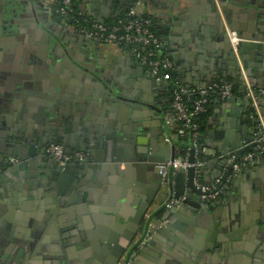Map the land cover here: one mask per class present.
I'll use <instances>...</instances> for the list:
<instances>
[{"label": "crops", "instance_id": "crops-1", "mask_svg": "<svg viewBox=\"0 0 264 264\" xmlns=\"http://www.w3.org/2000/svg\"><path fill=\"white\" fill-rule=\"evenodd\" d=\"M52 1L24 0L28 14L35 9L38 26L26 11L33 25L20 28L19 33L16 25L26 19L21 9L8 16L13 23L11 33L0 30V74L30 83L18 104L24 112L4 109L8 122L4 119L0 132L19 133L27 142H17L26 146L42 144L47 134L43 120L49 119L45 113L59 108L63 114L55 126L71 142L85 128L116 131L123 138L121 130L129 122L142 125L139 133L153 140L154 156L160 158L165 147L170 159L176 156L180 142L169 84L156 83L128 46L83 36L82 46L87 48L78 50L76 39L82 34L54 16ZM74 1L94 22L113 21L133 8L149 18L162 54L185 87L200 90L226 81L240 85L225 99L214 95L200 122L199 180L204 184L223 180L227 195L208 204V210L190 199L194 206L185 204L171 215L163 211L157 217L166 190L156 191L153 174L141 164L105 162L104 168H95L96 163L88 161L86 168H79L80 164L72 163L73 171L55 181L49 177V166L37 162L19 176L9 174L0 182V264H115L129 256L147 231L150 235L133 264H195L196 260L197 264H264V155L256 156L241 172L228 175L229 158L235 154L230 151L223 157L217 151L239 134L240 120L253 119L242 77L236 79L240 65L251 86L260 90L257 105L264 121V49L237 52L236 59L232 58L224 32L228 26L245 38H264V0ZM12 5L10 0H0V24L3 6L12 9ZM70 63L82 72H73ZM117 87L119 92L147 97L155 109L144 117L127 116L126 108L111 105L107 99L105 92ZM228 98L233 100L226 102ZM38 111L36 121L29 117ZM256 127L250 122L248 136L253 142L245 151L259 144ZM242 143L246 146V141ZM71 150L75 156L77 151ZM97 151L102 150L87 149L93 155ZM110 164L118 165V170L109 168ZM154 172L158 174L157 168ZM144 203L150 206L139 221L138 209ZM200 251L204 255L196 258L194 252Z\"/></svg>", "mask_w": 264, "mask_h": 264}, {"label": "water", "instance_id": "water-1", "mask_svg": "<svg viewBox=\"0 0 264 264\" xmlns=\"http://www.w3.org/2000/svg\"><path fill=\"white\" fill-rule=\"evenodd\" d=\"M24 6H26V3L24 0H20ZM128 8H125V12ZM82 13V12H81ZM83 14V13H82ZM98 23H102L101 21H96ZM28 23H31L30 21ZM33 25V24H31ZM39 32L42 33L41 29H38ZM234 31V30H232ZM30 32V31H29ZM235 32V31H234ZM236 36L239 38H243L245 40L250 41H241L237 44L235 47L236 53L239 52L241 55L246 54L247 51L250 49H264V38H245L240 36L235 32ZM46 35L43 33V36ZM225 42L229 44L228 38L226 36ZM83 43V35H79V37L76 39V44L78 46V50H82L84 46H82ZM230 45V44H229ZM87 48V46H85ZM84 47V48H85ZM58 49V48H57ZM56 49V50H57ZM162 49V47H161ZM230 50L231 46H230ZM56 53H59L56 51ZM67 53V52H65ZM236 54L232 51L231 57H235ZM49 58H54L52 54H48ZM61 64L64 63L63 60H60ZM68 63V62H67ZM237 64V62H236ZM70 68H72L73 72L77 73L79 70L76 66L74 67L73 64L70 63ZM142 66V65H141ZM82 71L79 70L78 73H81ZM84 72H87V70H84ZM236 79L238 80L239 77H241L240 70L236 73ZM152 79L154 77L150 75ZM247 76V75H246ZM12 82V83H11ZM156 83H159L156 81ZM5 87V88H4ZM61 85L59 84V88ZM30 88V83H19L18 80L9 79L6 81V79L2 76H0V93H3L4 98L0 99V103H2V106L4 109L8 107V105L11 106L10 111H14L18 109L20 113L24 110L18 107V104L20 101H23V98ZM16 90L18 92V99L13 98V90ZM108 95V100L110 101L109 104L116 105V107L119 108V106H123L126 108V114L127 116H130L131 113L138 115L139 117H144V115H147L150 113V110H154L155 108L150 105L149 99L145 96H139L137 93L129 92V91H120L119 87L112 88L111 93L105 92ZM106 99V100H107ZM107 100V101H108ZM233 98H228L226 102L232 101ZM248 104V100L245 101ZM55 105L60 106L61 103H55ZM0 112H3L2 109H0ZM43 114V113H42ZM63 113L59 110V108L55 109L54 113H45V116L49 117V119L43 120L45 123H47V134L46 137L43 138V141L45 143L42 144H36V145H30L26 146L25 144H21L17 142L18 140L23 141L24 143L27 142L26 138H21L20 134L15 132L13 130L10 131H4L0 132V170L4 172V176H0V182L4 179V177H8L9 174L12 176H19L20 172L27 170L28 166L31 164H35L39 162L40 164H45L49 166L48 173L49 177H51V180H57L58 178H63L64 176L68 175L71 171H73L74 166L72 163H77L80 165H77L79 168H86L84 164H86L88 161H93L95 168H102L103 163H119V162H126V163H132V165H143L144 168L152 175V178L155 180V183L153 184L155 186L156 191H160L162 188H165L167 198L165 202L162 204V207L159 211H166L167 214L171 215L177 207L174 206L175 202L181 201L179 206H181L179 209L185 207V204H190L194 206L195 204L189 203L188 200L192 201H198L200 203V206L204 210H208L209 206L208 203H205L204 201H199L201 192L199 189L195 188L193 185V177H194V169L192 167L188 168L186 171L182 169H177L175 177H169L161 178L159 174L154 172L155 168H157L160 165H163L173 159L175 156L173 155L170 159L168 155V150L165 147L163 151L161 152V157L158 158L154 156V146H153V140L151 138H147L146 136H142L139 133V129L142 127L141 124H130L127 122L126 126L127 128L122 129L123 132V138H120L117 136V132H107L106 129H95L93 132L89 129H83L81 132H79L78 136H73L72 142L69 137L64 135L62 130L58 128L59 119L62 116ZM36 121V117H39V111L38 113L34 112V114H31ZM6 120L8 122V118H6V115L0 116V121ZM63 123L64 119L62 120ZM250 122L253 124L258 125V121L256 119L250 120H240V128L239 134L235 135L230 142L226 144H222L217 147V151L221 156H225L226 153L233 151L236 159H238L244 151L250 146V143L253 142V138L248 136V127L250 125ZM2 123L0 126H2ZM10 123H8L9 125ZM119 130V128H117ZM255 130H258V126L255 128ZM1 131V130H0ZM120 131V130H119ZM58 137L60 144L64 148V152L68 155H72V150L75 149L77 153H80V151L83 153L84 157L79 158H73L71 163L66 166H59L55 161L48 158L46 155H44V146L46 145V142H56L55 140H52L53 137ZM50 138L49 140H47ZM242 141H246V146H243L244 144ZM116 142H121L122 146L119 144L116 146ZM92 147L100 148L102 151H97L94 155L91 153H87V149H91ZM121 148V149H120ZM88 154V157L85 158V155ZM101 155V157H99ZM103 156V157H102ZM192 156H193V150H190L188 161L192 163ZM11 160H15L14 163L11 162ZM109 166V165H108ZM106 167V166H105ZM116 168L118 170V165L110 164L109 168ZM104 168V167H103ZM128 168V167H126ZM186 176V179H185ZM193 195V196H192ZM223 196L227 195L226 193H222ZM150 206V203H144L140 206L138 209L139 215L138 219L139 221L144 217L146 214L148 208ZM139 221H135V224H139ZM8 228V226H7ZM3 235L5 233L3 232ZM198 260H196L197 264Z\"/></svg>", "mask_w": 264, "mask_h": 264}, {"label": "built area", "instance_id": "built-area-1", "mask_svg": "<svg viewBox=\"0 0 264 264\" xmlns=\"http://www.w3.org/2000/svg\"><path fill=\"white\" fill-rule=\"evenodd\" d=\"M71 6L72 0L52 1L54 13L68 18L80 34L90 40L105 42L115 46L124 45L132 47L136 58L146 68L149 75H152L156 81L167 82L169 85H172L173 92L170 108L173 112L174 120L178 124L175 135L178 139H186L188 143L184 149V156L176 155L167 163L158 166V174L163 179L169 176V174H174L177 169L186 171L192 167L194 169L193 185L200 190V199L208 204L216 201L226 186L223 180H216L211 184H204L199 180L198 172L202 165L201 159L203 156L199 145V116L206 111L209 94H217L219 98L225 99L231 95L233 90L232 85L230 83L214 82L207 87L196 90L199 97L191 100L192 89L185 87L177 79L172 80L170 73L172 71L174 72L173 64L162 54L161 45L152 30L149 18L137 13L133 8L127 13L124 19H119L111 24L94 22L88 27L86 25L88 20L83 18V14L80 13L77 16L69 15ZM79 17L83 18L81 23ZM224 32L235 54V47L239 42L250 41L236 36L235 32L228 26H224ZM239 70L243 82L244 97L249 101L252 108L251 117L258 121L259 144L245 151L238 159H236V156L230 157L228 175L241 172L255 162L256 156L264 155V121L257 105L260 90H256L251 86L241 65L239 66ZM190 150H193L192 163L188 161ZM44 154L62 167L66 166L70 160V157L64 153L63 147L57 143H51L46 146ZM81 156L82 154H77V157L81 158ZM11 162L14 163L15 160H11ZM1 173L2 171L0 170ZM179 204L175 202L174 206L179 207ZM163 223L161 222L160 224ZM149 235L150 231H147L145 239L139 240L129 256L121 258L116 264H132L137 256L138 250L144 246Z\"/></svg>", "mask_w": 264, "mask_h": 264}, {"label": "flooded vegetation", "instance_id": "flooded-vegetation-1", "mask_svg": "<svg viewBox=\"0 0 264 264\" xmlns=\"http://www.w3.org/2000/svg\"><path fill=\"white\" fill-rule=\"evenodd\" d=\"M9 1V0H8ZM10 2L11 3H13V5H12V9H8V7H6V6H3V13H4V20H2V24H0V30L2 31V32H4V33H8V34H10L11 33V31L13 30V23H11V17H8L10 14H12V12H16V11H20L21 9V11H24V13L26 12L27 14H28V10H27V7L26 6H24V4L20 1V0H10ZM15 8V11L13 10ZM51 10H52V8H51ZM31 11V16L29 15V17H31V19H32V22H33V24L35 25V26H38L39 25V23H38V20H40L39 19V17L38 16H36V13H35V9H32V10H30ZM26 13L23 15V17H26V19H23V21L22 22H20L18 25H16L17 27H18V32L20 33L21 31H20V28H22V27H25V26H30L31 25V23H28V21H30L31 19H27V16H26ZM8 14V15H7ZM3 17V16H2ZM73 26V25H72ZM74 27V26H73ZM75 28V27H74ZM76 29V28H75ZM77 30V29H76ZM78 31V30H77ZM35 33L37 32L36 30L34 31ZM18 36H16V38H17ZM58 61H60V60H58ZM61 63V62H60ZM0 76H2V77H4L5 79H6V81H8L9 79H12L11 77H7V76H5V75H2V74H0ZM12 83V82H11ZM22 84V83H21ZM5 88V87H4ZM13 98H17V96H18V92L14 89L13 90ZM4 98V95H3V93H0V99H3ZM8 110H10L11 109V106L10 105H8ZM0 109H2L3 110V112H0V116L1 115H3V113H4V108H3V106H2V103H0ZM3 121L4 120H2L1 119V121H0V125L3 123ZM50 138H48L47 140H49ZM52 140H55L56 142L55 143H57V144H60V142L58 141L59 140V138L58 137H53V139ZM43 143H45V142H43ZM51 143H54V142H51V141H48V142H46V145L44 146V149H45V147L46 146H48L49 144H51ZM61 145V144H60ZM62 146V145H61ZM63 147V146H62ZM44 149H43V151H44ZM63 151H64V148H63ZM65 153V152H64ZM66 154V153H65ZM77 154H80V153H77L76 152V154H75V156L74 155H68V154H66V155H68L69 157H70V160H69V163L68 164H70L71 163V161H72V159L73 158H79V157H77ZM45 155V154H44ZM80 159V158H79ZM67 164V165H68ZM222 197H223V195H221ZM222 197H218L217 199H216V201H218V200H220ZM216 201H214L213 203H209V204H214ZM147 240V239H146ZM145 245V244H144ZM194 254H196V258H201L204 254L203 253H201V251L199 252V253H197V252H194ZM119 261V260H118ZM117 261V262H118ZM116 262V263H117ZM134 262V261H133ZM115 263V264H116ZM133 264V263H132Z\"/></svg>", "mask_w": 264, "mask_h": 264}, {"label": "trees", "instance_id": "trees-1", "mask_svg": "<svg viewBox=\"0 0 264 264\" xmlns=\"http://www.w3.org/2000/svg\"><path fill=\"white\" fill-rule=\"evenodd\" d=\"M52 13L54 14V16H56V17H58L60 20H62V21H64L65 23H67L68 25H72L73 23L68 19V18H66V17H63V16H59L58 14H56V13H54V8H52ZM81 12H80V10L78 9V7H77V5H76V3H75V1L74 0H72V6H71V8H70V11H69V15H74V16H77L78 14H80ZM82 14V13H81ZM126 15H122V16H120V17H118V18H116V19H114L113 21H106V22H104L105 24H111V23H113V22H116L117 20H119V19H124V18H126L125 17ZM83 18H85V19H87L88 20V23H86V25L89 27V25L90 24H92V23H94V21L92 20V19H89L87 16H84ZM83 18H81V17H79V21H80V23H81V20L83 19ZM120 47H124V45H120ZM128 47H130V46H128ZM130 48H132V47H130ZM170 76H171V78H172V80H174V79H177L178 81H179V79L177 78V76H176V74L172 71L171 73H170ZM231 83V85H232V88H233V91L234 92H237L238 91V88H239V84L238 83H234V82H230V81H226V83ZM219 83H225V82H219ZM168 92H169V96H170V102H171V96H172V92H173V90H172V85L170 84L169 85V87H168ZM199 96H198V92L196 91V90H192V95H191V100H194V99H197ZM214 97V94H209V96H208V102L206 103V108H207V106L209 105V103H210V101H211V99ZM205 114H201L200 116H199V120H200V122H201V119H202V117L204 116ZM178 125V124H177ZM201 132V131H200ZM179 142H180V147H179V150H178V156H184V153H185V148H186V145H187V140L186 139H183V138H181V139H179ZM222 195V193L219 195V197H222L221 196ZM162 211H159L158 213H157V217L158 216H160V215H162Z\"/></svg>", "mask_w": 264, "mask_h": 264}]
</instances>
